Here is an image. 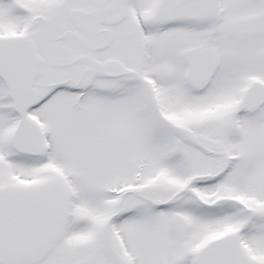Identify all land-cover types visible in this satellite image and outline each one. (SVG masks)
<instances>
[{
	"label": "snow or ice",
	"instance_id": "obj_1",
	"mask_svg": "<svg viewBox=\"0 0 264 264\" xmlns=\"http://www.w3.org/2000/svg\"><path fill=\"white\" fill-rule=\"evenodd\" d=\"M0 264H264V0H0Z\"/></svg>",
	"mask_w": 264,
	"mask_h": 264
}]
</instances>
